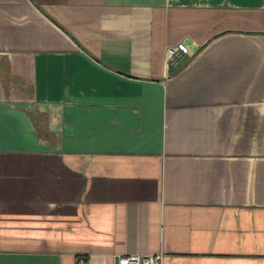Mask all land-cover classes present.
I'll list each match as a JSON object with an SVG mask.
<instances>
[{"label":"crops","instance_id":"0c3cea01","mask_svg":"<svg viewBox=\"0 0 264 264\" xmlns=\"http://www.w3.org/2000/svg\"><path fill=\"white\" fill-rule=\"evenodd\" d=\"M159 252L264 264V0H0V264Z\"/></svg>","mask_w":264,"mask_h":264},{"label":"built area","instance_id":"2783aa9c","mask_svg":"<svg viewBox=\"0 0 264 264\" xmlns=\"http://www.w3.org/2000/svg\"><path fill=\"white\" fill-rule=\"evenodd\" d=\"M165 60L168 65L178 67L183 61V52L177 45L167 46L165 48ZM162 253L156 254H130L118 256L115 264H162ZM75 264H88L84 256H80Z\"/></svg>","mask_w":264,"mask_h":264}]
</instances>
